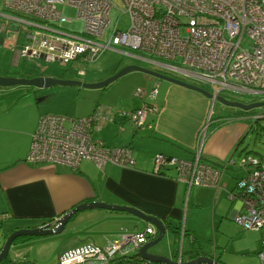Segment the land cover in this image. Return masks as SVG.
<instances>
[{
  "label": "built area",
  "instance_id": "1",
  "mask_svg": "<svg viewBox=\"0 0 264 264\" xmlns=\"http://www.w3.org/2000/svg\"><path fill=\"white\" fill-rule=\"evenodd\" d=\"M120 2L122 8H118L114 0H2V8L8 14L0 15L15 22L18 31L23 33V42L17 51L26 61L37 59L64 67L73 65V72L79 66L78 74L84 76L83 65L95 62L106 50L125 47L142 53L138 58L151 62L157 72L183 79L181 81L191 77L195 80L191 83L213 94V100L223 96L232 101L244 102L236 99L242 97L248 102H264V0ZM65 8L76 11L75 20L84 24L82 32L66 28L65 25L73 20L64 16ZM115 9L129 18L125 31H120L117 25L112 27L111 15ZM67 79L78 80L75 77ZM160 85L161 81L157 79L149 93L138 88L135 96L147 100L132 111L99 107L84 118L40 116L26 162L30 165H64L73 169L85 161L99 167L108 164L135 167L131 147L108 145L95 139V135L113 123L128 122L138 129L145 128L149 116L160 111L157 104ZM263 118L264 108L252 117L253 120ZM209 125L207 122L197 133L196 153L192 160L157 154L153 171L173 170L175 179L189 190L193 187L218 190L223 169L228 165L247 170L229 198L238 199L243 205L242 212L234 219L236 225L242 230L261 233L262 247L258 258L264 264V166L252 155L239 159L231 157L223 168L203 162L202 152ZM7 218L6 214L0 215L1 237ZM157 236L156 228L150 226L144 231L123 235L120 243L104 249L85 246L65 252L60 255L58 264H85L94 258L113 264V260L127 256L130 251L138 252ZM2 248L0 242V251ZM172 261L183 264V252ZM139 264L168 263L140 259Z\"/></svg>",
  "mask_w": 264,
  "mask_h": 264
},
{
  "label": "crops",
  "instance_id": "2",
  "mask_svg": "<svg viewBox=\"0 0 264 264\" xmlns=\"http://www.w3.org/2000/svg\"><path fill=\"white\" fill-rule=\"evenodd\" d=\"M17 47L12 50L7 66L11 70H1L2 73L18 72L13 71L14 68L24 74L22 78L39 73L33 67L26 68V60L22 62ZM2 73L0 76H3ZM50 76L55 77H45ZM151 78L149 84L153 86L157 78ZM166 82L168 85H163L162 94L157 99L160 111L155 116H149L145 128L138 129L128 122L113 123L95 135V139L108 145L131 147L136 161L133 168L111 164L99 167L86 161L76 169L64 165L28 164L26 157L31 137L41 116L36 111L32 113L34 105L29 99L33 98V94L37 97L39 90L23 85L0 86V215L8 216L2 226L3 237L13 230L37 228L51 220L56 221L75 206L88 202L134 208L161 220L166 232L172 230L171 226L177 227L186 210L187 214L196 211L200 217L208 213L213 229L222 227L223 231L228 230L227 221H234L243 208L241 201L230 199L229 194L235 190L238 180L246 176L247 170L228 165L223 169L218 190L208 187L189 190L175 179L173 170L164 173L153 171L157 154L182 160L194 158L197 133L207 123L212 104L218 102L198 91ZM184 82L193 84L187 80ZM138 100L139 103L130 108L114 110L132 111L140 108L147 99ZM37 102L39 104L40 100L37 99ZM15 105L17 109H14ZM241 110L234 108L226 115L211 120L202 152L203 162L223 168L231 157L239 159L240 156L250 155L246 154L248 150L243 151L247 149L243 143L251 133L255 114L251 110ZM240 142L242 145L238 148ZM255 157L261 159V156ZM261 164L264 166V159ZM228 178L237 180L236 184L230 183ZM190 206L195 210H190ZM196 225L185 223L181 227L183 238L185 231L194 232ZM150 226L127 212L85 210L75 214L61 234L52 235L57 237H54L51 254L59 259L63 253L85 246L107 248L120 243L123 235L141 232Z\"/></svg>",
  "mask_w": 264,
  "mask_h": 264
},
{
  "label": "rangeland",
  "instance_id": "3",
  "mask_svg": "<svg viewBox=\"0 0 264 264\" xmlns=\"http://www.w3.org/2000/svg\"><path fill=\"white\" fill-rule=\"evenodd\" d=\"M114 3L118 8H122L120 0H114ZM0 13L8 14L2 8V0H0ZM63 14L65 17L73 20L72 23L65 25L67 29L75 32L83 31L84 24L82 21L75 20L76 11L74 9L65 8ZM111 20L112 27L117 25L120 31H125L128 28V16L121 15L116 9L112 12ZM110 33L111 31L109 30L108 34L110 35ZM22 38H24V35L22 32L18 31V25L10 19L0 15V73H2L1 70H11L7 68L8 63H10V55H13L12 50L22 42ZM114 48L115 50H106L95 62L83 65V69L86 70V75L84 76L78 74L79 66H76L75 72H73V65L64 67L57 63L50 64L37 59L34 61H25V66L26 68L33 67L37 69L36 71H39L41 76H64L65 79L75 77L87 83L103 81L121 69L131 65L155 71L156 68H154L155 66L151 62L138 58L142 56V53L134 52L125 47ZM21 60L23 62L25 59ZM155 61L171 64V62L163 60ZM13 71L20 70L14 68ZM151 79V76L146 73L132 71L118 78L107 87L100 89L78 86H53L49 89H38L39 94L37 97L33 94V98L29 99L34 105L31 111L32 113L36 111L41 116L49 114L65 115L72 118H84L92 114L95 109L99 107H106L109 109H120L121 107L130 108L140 101L135 96V91L138 88L146 90L149 93L151 89H149V87L152 86L149 84ZM185 80L189 82L195 81L191 77L185 78ZM160 81L162 86L159 90V97L160 94H162L163 85H168L166 81ZM37 99L40 100L39 104H37ZM236 99L245 101L242 97H237ZM263 108L264 107L259 108V110ZM14 109H17V105H15ZM233 109L234 108L220 102H214L209 110L207 122L224 116L230 111H233ZM253 112L254 110H251V113ZM259 122L264 126V119ZM243 146L246 147L248 151H253L258 153L259 156L264 157V132L252 131L249 133ZM229 182L236 184L237 180H231L230 178ZM191 209L192 206H190V210ZM185 223L189 225L198 224L194 232L197 234L203 249L198 248L199 242H197L195 248L200 254L215 259L216 261L221 260L219 264H261L258 258V251L261 250L260 248L262 247L261 233L252 230H242L232 220L227 221L229 229L226 231H223L222 227L220 229H213L209 214L205 213L204 216L200 217L196 211L187 214L186 210L183 219L178 222L176 228H178V226L183 228ZM216 225H218V222ZM54 237L57 236H40L13 243L6 259L7 261L4 260L1 264L59 263L58 256L53 257L51 254V247L55 245ZM184 238H182L181 234L176 236L172 230H169L157 245L149 249V253L168 259H175L177 255L183 252V261L184 263L188 262L193 247L190 237L187 236ZM5 240L4 237L0 236V242L3 246ZM216 246H218V248ZM130 253V256L137 254L136 251H131ZM85 264H105V262L94 258L88 259Z\"/></svg>",
  "mask_w": 264,
  "mask_h": 264
},
{
  "label": "water",
  "instance_id": "4",
  "mask_svg": "<svg viewBox=\"0 0 264 264\" xmlns=\"http://www.w3.org/2000/svg\"><path fill=\"white\" fill-rule=\"evenodd\" d=\"M132 71H140L150 76H153L159 80H164V81H168L171 83H175L177 85L198 91L208 98H213V95L211 93H209L208 91H206L205 89L199 86L189 84L187 82L170 77L168 75L162 74L152 69H147V68L136 66V65L127 66L121 69L120 71H118L117 73H115L114 75H112L111 77L103 81L95 82V83H87V82L78 81L74 79H64V78L45 77V76H39V77H34V78H27V77L18 78V77L0 76V86L1 87H12V86L23 85V86H31L37 89H49L53 86H78V87H85V88H91V89H100V88L107 87L108 85L116 81L118 78ZM216 100L224 105L242 109L244 111H250L253 109L264 107V102H256V103H251L247 105L242 102L231 101L223 96H217ZM93 209H105V210H111V211L127 212L151 224L153 227L156 228L158 232V236L155 240L142 246L137 252V256L140 259L155 262V263L175 264L171 259L149 253V249L157 245L163 239L166 233V227L164 226L161 220H159L156 217L145 215L144 213L134 208L119 206V205H110V204L102 203V202H88V203L80 204L74 207L73 209L69 210L68 212H66L63 216L57 219L55 223L53 224L49 223V224H44L37 228L15 230L7 237V239L5 240L4 246L2 250L0 251V264L4 260L7 259L10 248L13 242L17 238L24 237V236L40 237V236H52V235L61 234L65 226L68 224V222L71 220V218L75 214L85 211V210H93ZM183 264H219V263L208 256H200L194 260L185 262Z\"/></svg>",
  "mask_w": 264,
  "mask_h": 264
},
{
  "label": "trees",
  "instance_id": "5",
  "mask_svg": "<svg viewBox=\"0 0 264 264\" xmlns=\"http://www.w3.org/2000/svg\"><path fill=\"white\" fill-rule=\"evenodd\" d=\"M3 76H5V77H25L24 76V74L23 73H21L20 71H18V72H10V71H8V72H5L4 74H3ZM39 76H41L39 73H34V75L33 76H28L27 75V78H34V77H39ZM56 78H65L64 76H56ZM253 102H256V101H253ZM253 102H248V101H244V103L245 104H251V103H253ZM261 110V109H260ZM260 110H259V108H257V109H255L254 110V112H253V114H258V113H260ZM264 119V118H263ZM260 120H262V119H257V121L256 120H253V122H252V125L250 126V132H252V131H260V132H264V126L263 125H261L260 124ZM255 122V123H254ZM242 145V142H240L239 143V145H238V148L240 147ZM247 149H244L243 151H246ZM246 154H250V155H254V156H259V154L258 153H255V152H253V151H246ZM264 159V157L263 156H261V159H260V162L262 161ZM76 207V206H75ZM73 217H75V215L73 216ZM49 223H55V220H51V222H49ZM49 223H45V224H49ZM171 228H172V231H173V233L176 235V236H179V234H181V226H178V228H176V227H172L171 226ZM15 230H13L12 232H14ZM12 232H10L8 235H6L4 238L5 239H7V237L12 233ZM185 237H187V236H189L190 237V240H191V245H192V251H191V254H190V260L189 261H191V260H194V259H196V258H198V257H200V256H204L203 254H200V252L198 251V250H196V248H195V246L197 245V242H199V247L198 248H200V249H203L202 248V245H201V242H200V240H199V238H198V236L193 232V231H190V230H186L185 231V235H184ZM32 238H34V237H29V236H24V237H19V238H17L13 243H15V242H21L22 240H27V239H32ZM156 239V238H155ZM154 239V240H155ZM129 259V260H128ZM7 261V260H6ZM188 261V262H189ZM220 261L221 260H218L217 262L218 263H220ZM139 262H140V259L137 257V254H135V255H133V256H120V257H118L117 259H115V260H113V264H139ZM58 264V263H57Z\"/></svg>",
  "mask_w": 264,
  "mask_h": 264
},
{
  "label": "bare ground",
  "instance_id": "6",
  "mask_svg": "<svg viewBox=\"0 0 264 264\" xmlns=\"http://www.w3.org/2000/svg\"><path fill=\"white\" fill-rule=\"evenodd\" d=\"M256 121H257V120H256ZM254 123H255V122H254ZM247 124H248V123H247ZM249 125H250V124H249ZM249 125H248V126H249ZM251 125H252V123H251Z\"/></svg>",
  "mask_w": 264,
  "mask_h": 264
},
{
  "label": "flooded vegetation",
  "instance_id": "7",
  "mask_svg": "<svg viewBox=\"0 0 264 264\" xmlns=\"http://www.w3.org/2000/svg\"><path fill=\"white\" fill-rule=\"evenodd\" d=\"M56 78V77H55ZM65 79V78H64ZM172 260V259H171ZM216 261V260H215Z\"/></svg>",
  "mask_w": 264,
  "mask_h": 264
}]
</instances>
